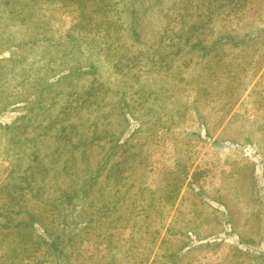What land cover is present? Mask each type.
<instances>
[{
    "label": "rangeland",
    "instance_id": "rangeland-1",
    "mask_svg": "<svg viewBox=\"0 0 264 264\" xmlns=\"http://www.w3.org/2000/svg\"><path fill=\"white\" fill-rule=\"evenodd\" d=\"M8 1L0 264H54L42 238L85 218L91 196L67 201L95 174L96 205L131 184L113 215L139 212L81 220L60 264H264V0ZM149 198L167 207L161 227L139 219Z\"/></svg>",
    "mask_w": 264,
    "mask_h": 264
},
{
    "label": "trees",
    "instance_id": "trees-1",
    "mask_svg": "<svg viewBox=\"0 0 264 264\" xmlns=\"http://www.w3.org/2000/svg\"><path fill=\"white\" fill-rule=\"evenodd\" d=\"M0 2L3 3H8V0H0ZM141 4L137 3L136 7H139ZM259 30L253 31L252 33H247L246 36L250 37L253 39V37H255L257 35V33H259ZM233 41V38L230 36H221L218 39H216L214 41V43L212 44V46H210L209 48L204 47V51H216L220 48L223 47V42L225 41ZM251 39H246V42L250 41ZM245 39L244 37H237L235 36V41L234 44H238V43H242L244 42ZM31 45H35L36 41L32 40L30 41ZM194 48L197 47V45H193ZM10 62V60H7V64ZM16 62L17 60L13 61V67H16ZM5 64V65H7ZM30 66V65H29ZM172 76V75H171ZM204 89V88H203ZM125 114H127L124 111ZM126 120V119H125ZM149 124L152 123V120L148 121ZM148 122L145 123V125H148ZM96 173V172H94ZM92 177V178H91ZM89 177L88 179L85 180V182L82 184V186L75 191H72L70 193L71 197H69V201H67L68 204L72 203L73 199L77 198V202H78V209H80L81 207V203L84 202L85 200L88 199V197H90L93 202L91 201L92 206L88 207L86 211H84L83 214H85V218H83V216L79 213L72 215L73 217H70V219L68 221L65 220H61V224L57 221L55 218H57L58 216H55L53 219L55 221H51V223H53V226L57 224L56 229L59 228V233L58 236L56 237H48L42 238V242L46 245L47 247V252L49 253V255L52 257V260L54 261V264H60L61 260L64 259V255L62 253V251L59 249V246L63 244L64 241L66 240H70V238L74 235L77 234L75 232H77V229L79 230L80 228L78 227V223L81 222V220H85V223L87 225H92L95 226V224H97L99 222V220L103 217H110V220L108 221L109 223H111L112 220H116L117 217L123 216L125 219L123 220V224L126 225L130 222V219H133V216L138 214L139 211L135 212V207H133V204H131V206L127 209L126 212H124V214L122 213V211H119V213H116V217L113 215V213H115L116 211L119 210V207L117 206V201H118V196L119 199L123 196H128V194H133V191L129 192V188L133 187L131 184H128L127 187L125 188L124 192L120 195H115L114 198L115 200L113 201V195L115 194V192L117 191H110L109 193H111L110 195V200L107 203H100V205H96L98 202V198L99 196L97 195V192H93V190L95 189V184H96V174ZM119 182L115 181V186L116 184H118ZM180 186L176 185L173 186V188H171L168 192L167 197H165L164 201H168L171 196H176L177 194H179L180 192ZM146 190L149 192V190L143 188L142 185H138L136 187V191L134 192V199L132 200L133 202H137V199L140 198L142 196L143 191ZM97 191V190H96ZM139 192V195H137L136 198V194ZM153 192V191H150ZM164 192V191H163ZM114 193V194H113ZM136 193V194H135ZM92 194V195H91ZM160 194V192H158V195ZM171 194V196H170ZM97 195V196H96ZM68 196V195H66ZM170 197V198H169ZM143 199V198H142ZM170 207L172 208V206L170 205ZM167 208L165 206L164 203H157L155 205H153V202H151V198H149L148 203L146 204V206H141L139 209L141 210L142 213H140L141 215L139 219L142 220V223H145L144 228L146 229H150L153 228L154 226H156V224H158L159 227L162 226L163 222H165V220L163 219V215H165L164 213V209ZM83 210V207L81 208V211ZM167 219V217H166ZM135 226L138 225V223L134 222ZM172 224L174 225V223L172 222ZM187 228V224L184 225L183 228H178V229H173L174 233H178L179 236H185V233H188V230H186ZM171 230V229H170ZM49 235V234H48ZM117 246H114V248ZM113 248V249H114ZM184 247H182L181 249H179L178 251L174 252L173 255H177V253H182L183 252ZM247 255L249 256V258L254 259L255 257L257 258L258 255L252 253L251 251L246 252ZM178 256V255H177ZM262 256V255H261Z\"/></svg>",
    "mask_w": 264,
    "mask_h": 264
}]
</instances>
